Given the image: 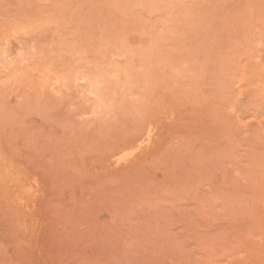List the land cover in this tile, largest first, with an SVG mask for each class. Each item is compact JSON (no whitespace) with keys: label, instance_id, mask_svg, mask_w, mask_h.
<instances>
[{"label":"rangeland","instance_id":"obj_1","mask_svg":"<svg viewBox=\"0 0 264 264\" xmlns=\"http://www.w3.org/2000/svg\"><path fill=\"white\" fill-rule=\"evenodd\" d=\"M0 264H264V0H0Z\"/></svg>","mask_w":264,"mask_h":264},{"label":"bare ground","instance_id":"obj_2","mask_svg":"<svg viewBox=\"0 0 264 264\" xmlns=\"http://www.w3.org/2000/svg\"><path fill=\"white\" fill-rule=\"evenodd\" d=\"M72 63H73V62H72ZM72 63H71V64H72Z\"/></svg>","mask_w":264,"mask_h":264}]
</instances>
